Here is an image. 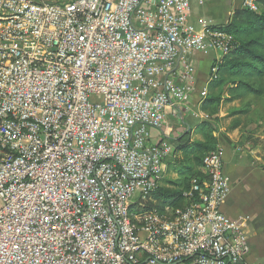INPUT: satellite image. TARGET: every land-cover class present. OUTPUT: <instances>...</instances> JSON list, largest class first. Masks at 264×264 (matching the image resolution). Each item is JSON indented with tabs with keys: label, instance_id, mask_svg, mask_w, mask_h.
Returning <instances> with one entry per match:
<instances>
[{
	"label": "built area",
	"instance_id": "1",
	"mask_svg": "<svg viewBox=\"0 0 264 264\" xmlns=\"http://www.w3.org/2000/svg\"><path fill=\"white\" fill-rule=\"evenodd\" d=\"M191 5L0 0V264H260L223 210L220 150L182 207L144 208L173 151L168 114L193 111L187 54L210 46L220 62L231 49ZM207 94L193 116L208 118Z\"/></svg>",
	"mask_w": 264,
	"mask_h": 264
},
{
	"label": "trees",
	"instance_id": "2",
	"mask_svg": "<svg viewBox=\"0 0 264 264\" xmlns=\"http://www.w3.org/2000/svg\"><path fill=\"white\" fill-rule=\"evenodd\" d=\"M262 8L255 11L250 8L236 9L229 22L221 27L231 39V49L216 64L217 71L212 75L208 85V94L201 106L203 112L214 116L220 112L223 102L240 101L245 103L243 110L233 114L249 113L254 99H264V0H259ZM241 118L234 121L235 127ZM202 140L190 143V134L172 139L175 151L182 153L180 165L185 168L181 172L179 188L160 186L152 192L145 209H158L165 212L167 207L179 208L184 205L183 192L190 187L195 177L203 178L201 167L207 153L217 151L219 139L211 122L200 123ZM164 181V179H163Z\"/></svg>",
	"mask_w": 264,
	"mask_h": 264
},
{
	"label": "crops",
	"instance_id": "3",
	"mask_svg": "<svg viewBox=\"0 0 264 264\" xmlns=\"http://www.w3.org/2000/svg\"><path fill=\"white\" fill-rule=\"evenodd\" d=\"M241 8H246L244 0H192L190 9L191 20L198 28L208 26L221 29V27L229 22L233 12ZM260 8L262 7L259 4ZM219 55L220 51L210 46L187 54L185 58L186 63L193 65L195 69L194 97L199 95L200 90L208 89V85L212 80L213 68L219 62ZM203 65L204 67L202 68ZM198 108L199 106L197 105L196 111H199ZM173 115L170 112L167 117H173ZM196 118L201 121L211 122L209 115L205 119ZM201 121L195 126H191L185 122H183L185 126H182V124L178 127L171 125L173 127L172 139H179L183 134L190 131L189 144L195 142L192 135L195 132L202 134L200 128ZM151 131L153 136L152 141L159 142L162 139L160 131L157 129ZM201 137L202 140L203 136L201 135ZM223 148L225 171L230 178V193L223 204V210L232 219L244 225L249 242L247 260L264 264V218L261 221L258 218L253 219L251 217L250 219L248 216H245L249 212L253 213V209L245 202L248 199H251L252 202L256 201L259 208H264V169L256 167L250 162L234 161L228 144L225 143Z\"/></svg>",
	"mask_w": 264,
	"mask_h": 264
},
{
	"label": "rangeland",
	"instance_id": "4",
	"mask_svg": "<svg viewBox=\"0 0 264 264\" xmlns=\"http://www.w3.org/2000/svg\"><path fill=\"white\" fill-rule=\"evenodd\" d=\"M192 101L191 106L194 111L197 106V96H193ZM246 102L247 100L244 102H223L220 112L214 116H210L211 123L219 139L218 150L223 151L226 143L233 154L234 161L250 162L256 167L264 169V99H254L249 113L233 114L237 110H243ZM192 112L183 113L181 117L180 114L171 111L174 115L167 118L168 124L178 127L181 126L180 124L185 126L183 124L185 122L191 126H195L201 120L193 116ZM236 118H241L242 121L235 127L234 121ZM201 135L200 132H195L192 138L196 142L201 140ZM171 145L173 148L172 154L165 159L163 164L164 181H162V185L175 189L179 188L175 184H180L182 179L181 172L185 168H182L183 166L179 163L182 153L178 154L175 151V146ZM148 201L150 202V200ZM245 202L253 209V213L249 212L245 216H248L250 219L251 217L253 219L258 218L262 221L264 218V208H259L257 202H252L251 199Z\"/></svg>",
	"mask_w": 264,
	"mask_h": 264
}]
</instances>
